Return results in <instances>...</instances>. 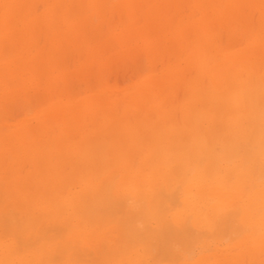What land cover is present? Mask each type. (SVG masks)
Returning <instances> with one entry per match:
<instances>
[{"label": "bare ground", "instance_id": "bare-ground-1", "mask_svg": "<svg viewBox=\"0 0 264 264\" xmlns=\"http://www.w3.org/2000/svg\"><path fill=\"white\" fill-rule=\"evenodd\" d=\"M20 1L0 0V92L9 91L11 101L29 98L30 85H39L32 73L22 89L12 84L23 76L20 70L34 50L46 57L42 68L48 67L47 82L53 85L69 74L60 70L58 58L62 63L77 51L89 62L99 61L105 25L113 30L107 31L109 43L146 40L143 51L152 64L144 78L145 68L138 67V84L115 98L112 90L80 97L76 89L61 86V97L67 91L77 94L75 99L64 103L52 97L48 110L32 122L10 125L0 138V197L16 208L0 210L8 212L0 218L1 228L16 227L7 226L11 238L0 235V264H59L66 259L60 253L70 251L78 252V260L73 253L68 264H264V19L257 33L253 16L249 21L254 7L264 11V0H93L88 5L78 0L75 11L72 1L34 0L48 6V15L63 11L67 23L48 18L42 25L45 15L31 19L32 4L25 17L8 23L7 15H21ZM183 2L194 13L178 20L168 40L160 13L178 14ZM116 15L120 33L107 20ZM157 26L160 39L149 42ZM28 30L34 31L30 39L23 37ZM173 42L179 46L175 52ZM239 42L247 45L234 50ZM156 55L167 62L160 74L152 61ZM99 66L100 71L107 67ZM181 89L184 99L174 103L171 96ZM6 111L0 107V117ZM41 185L43 194L34 188ZM34 237L38 242L29 241ZM60 238L67 249L56 251ZM15 241L30 246L20 248Z\"/></svg>", "mask_w": 264, "mask_h": 264}, {"label": "rangeland", "instance_id": "rangeland-1", "mask_svg": "<svg viewBox=\"0 0 264 264\" xmlns=\"http://www.w3.org/2000/svg\"><path fill=\"white\" fill-rule=\"evenodd\" d=\"M34 0H23V1H20V2H17L18 4H16V6H17V10L19 9V13H21V15L20 16H15L14 14V16H12V15H10V16H6L5 17V20H7V22L9 23V22H16V21H18V18H22V17H25V15H27V13H28V8L27 7H29V4H32L31 6H32V9H33V11H34V13L31 15V19H34L37 15H45L44 16V20L42 21V25H44L45 23H46V21L48 20V18H52L53 20H55V24H63L64 25V23L66 22L65 20H64V18H62V16L64 17V15H65V13L63 12V11H59V12H57L56 14H50V15H48V11H49V9H48V6H45L44 4H42V3H38L37 5L33 2ZM67 2H74L73 3V10L75 11V10H78V0H66ZM84 3H85V5H88V3H90L91 1H93V0H82ZM42 4V5H41ZM76 4H78V5H76ZM183 4H185V5H183ZM183 4H182V8L183 9H181V11H185V12H183V14L182 15H180L181 13L179 12L178 14H177V10H174V9H172L171 11H169V10H163L161 13H160V15H161V21L160 22H162L161 23V25H162V27H165L166 28V36H167V38H168V40H169V38H170V34L171 33H173V32H171V29H172V31H174V30H176V28H177V25H176V23L178 22V20L181 18V17H185V15L188 17H192V14L194 13L193 12V10L190 8V6L189 5H187L188 4V2H183ZM38 5H39V7H38ZM188 7H187V6ZM184 6V7H183ZM27 9H26V8ZM39 8V9H38ZM186 8V10H184ZM258 9V10H257ZM36 10H37V12H36ZM253 12H251V14H249V21H252V20H254V21H252L254 24L255 23H257V24H255V26L254 27H256V33L258 32V31H260L259 29V22L261 21L260 20V18L261 19H264V18H262L264 15V11H262L259 7H254L253 9ZM27 11V12H26ZM73 11V12H74ZM137 11H139V10H137ZM176 13H175V12ZM15 12V11H14ZM18 12H17V15H19L18 14ZM77 12V11H76ZM86 12V11H85ZM84 12V13H85ZM163 12H165L164 14H163ZM167 12H168V14H167ZM256 12V13H255ZM83 13V16H82V18H87V13H85L84 14ZM248 13H250V12H248ZM15 14H16V12H15ZM23 14V15H22ZM139 14V13H138ZM48 15V16H47ZM168 15V16H167ZM165 16V17H164ZM176 16V17H175ZM196 16H198V15H196ZM250 16H253V18L252 17H250ZM260 16H262V17H260ZM55 18H57V20L55 19ZM61 18H62V20H61ZM0 19L1 20H3L4 21V17H3V13L1 12V10H0ZM168 19V20H167ZM175 19V20H174ZM107 20H109V23L110 24H112V28L114 29V31L116 30V32L117 33H120L123 29H122V27H121V23H120V19H119V16L118 15H116V16H114L113 18L110 16V18H109V16H108V18H107ZM111 20V21H110ZM71 21V23H68L67 24V26L68 27H71L72 26V20H70ZM112 21H113V23H112ZM167 22H169V23H167ZM172 22V23H171ZM251 22V23H252ZM4 23V22H3ZM67 23V22H66ZM108 22H107V24H109ZM140 24H142L143 25V21H142V19L140 18V22H139ZM167 23V24H166ZM170 23H171V25H173L172 26V28H171V26H170ZM252 23V24H253ZM261 23V22H260ZM168 24H169V26H168ZM213 24L215 25L216 24V22L215 21H213ZM253 24V25H254ZM158 27V28H157ZM157 27H155L154 29H152L150 32L153 34H149L148 35V37H149V42H154V41H156V40H158V39H160V36L159 35H161V32L159 31V26H157ZM169 27H170V29H169ZM107 28V29H106ZM175 28V29H174ZM156 30V31H155ZM30 31V32H29ZM107 31H108V27L105 25V28H104V34H106L105 35V39H104V41H103V43H102V46H101V49H99L100 50V52H102V53H100V55H99V61L97 62V61H88V60H86V58L88 59V57L85 55V57H84V55H81V54H78V52L77 51H75L74 53H72V55H70L69 56V58H66V59H63V61L64 62H62L61 63V61H62V58L63 57H60V58H58L57 59V61L59 62V65H60V70H65L66 72H69V74H68V77L67 78H64V79H62V80H60V81H57V82H55V83H53V85H52V83H48L47 81H48V75L50 74L49 72H48V67H43L42 68V66L44 65L43 63L45 62L44 60H45V56H44V58H43V55H40L39 54V49L38 50H34L33 52L34 53H31L30 54V56H28V62L26 63V65L25 66H23L22 68H21V73L23 72V76L22 75H20V79H18V81L16 82V81H14L12 84H13V86L15 87V86H17L18 85V88L19 89H22L23 88V86H24V83L25 82H23L24 81V79H26L27 77H30L31 78V74L30 73H32V75H33V77H37V76H39L40 77V80H39V77H37V79H38V81L36 82V83H39V85L38 86H36V87H33L32 85H30L31 87H32V89H31V91H30V94L28 95V97L29 98H25V97H22L20 100H22V105L20 104V100L19 101H16L18 104H20V105H18V104H16V102L15 101H11L12 100V95H7L8 94V92L9 91H7L5 94H3L2 95V92H0V107H3V109L4 110H7L6 111V113L7 114H3V115H1V117H0V138L3 136V135H5V133H7L8 132V130H9V127H10V125L11 126H15V125H18V124H20V121H24V120H28V122H32V120H34L33 118L35 117V114L36 113H42V111L43 110H48L50 107H51V105L53 104V102H52V97H53V101L54 102H59V101H63L64 103H67V102H69V100H71V99H75L74 98V96L73 95H79V93H80V97H85V96H88L89 94H93V92L95 91V92H100V91H110V90H112V91H110V96L112 95V96H114V98H115V96L116 97H118V96H120V94H122V93H124V92H126V91H128L129 89H133L137 84H138V81H139V77H140V75H139V73H141L142 72V76L141 77H147L149 74H150V66H151V64L150 65H148L147 64V56H145L146 54H145V52L143 51V47H146V45L148 44L147 43V41L145 40V41H136V39L134 38V37H131V39H130V42L128 43V44H122V43H120V42H118L117 43V41L116 42H110L109 43V41H107L108 39H109V37L111 36H109V34L113 31H108V33L109 34H107ZM34 31L32 30H28L24 35H23V37H27V39H30L31 38V33H33ZM170 32V33H169ZM43 33L45 34V32L43 31ZM156 33V34H155ZM112 34H113V32H112ZM46 35V34H45ZM82 35V34H81ZM81 35H77L76 36V38H81ZM239 35H241V33L239 34ZM40 36V35H39ZM107 36V37H106ZM169 36V37H168ZM41 37H44V35L43 36H41ZM134 38V39H133ZM161 38H163L162 36H161ZM43 41H42V43H41V46L43 47L44 45H45V43H46V41H45V38H43L42 39ZM167 40V41H168ZM225 40H227V38L225 37V39H224V43H225ZM18 42V41H17ZM227 42H228V40H227ZM226 42V45H228V43ZM65 44V46L68 48L69 46H71V44L69 43V42H64ZM112 43H114V45L112 44ZM147 43V44H146ZM223 43V44H224ZM68 44H69V46H68ZM117 44V45H116ZM173 44V45H172ZM172 44H170V47H173V48H171V49H173V51L175 52V51H177L178 49H179V46H178V44L177 43H175V42H173ZM247 45V43H244V42H241V44H240V42L239 43H236L235 45H234V50H238L239 48H241V46H238V45ZM109 45V46H108ZM139 46V48H142V49H138V46ZM89 46V45H88ZM94 46H96V44L95 43H93V44H91L90 46H89V48H93ZM111 46H113V47H111ZM109 47V48H108ZM23 47H21V45H20V47H19V43L17 44V54L19 55V53H21L22 52V49ZM108 48V49H107ZM111 48V49H110ZM114 48V49H113ZM115 48H116V50H115ZM126 50H131V51H133V52H130L129 54H125L126 53ZM142 50V51H141ZM107 51V52H106ZM160 51L161 52H159V53H161V54H163L164 56H165V58L168 60V57H167V53L165 54V52L162 50V49H160ZM15 55L16 57L18 56V55ZM37 55H38V57H37ZM144 55V56H143ZM75 56V59L73 58ZM164 56H160V55H156V56H154V58H153V62H155V70H157V73H161L162 72V70L164 69V67H165V65H166V61L163 59L164 58ZM79 57H82V58H79ZM138 57H140V58H138ZM158 57V58H157ZM44 59V60H43ZM69 59V60H68ZM158 59H160V61L158 62ZM161 59H163V60H161ZM104 60V61H103ZM144 60V61H143ZM34 61V62H33ZM68 61V62H67ZM165 61V62H164ZM99 62L100 63H106V70L105 69H103L102 71H100L101 70V68H100V66H99ZM134 62V63H133ZM163 62H164V64H163ZM30 63H32V64H30ZM61 63V64H60ZM63 63H67L66 65L65 64H63ZM96 63H97V65H96ZM156 63H158V64H156ZM29 64V65H28ZM39 64V65H38ZM71 64V65H70ZM78 64V65H77ZM82 64H86V66H85V68L86 69H84V70H79V71H77L80 67H81V65ZM28 65V66H27ZM94 65V66H93ZM136 65H138L137 67H135ZM158 65V66H157ZM27 66V67H26ZM64 66V67H63ZM68 66V67H67ZM97 66H99V67H97ZM161 66H163L162 68H161ZM26 67V68H25ZM89 67V68H88ZM91 67H92V69H91ZM138 67H140V68H142V69H144V70H141V72L139 71V69L140 68H138ZM157 67H160V68H157ZM38 68V69H37ZM135 68H137V69H135ZM26 69H27V71H26ZM41 69H43L42 71H41ZM9 70V69H8ZM29 70V71H28ZM147 70H148V72H147ZM38 71H41V74H39L38 73ZM84 71V72H83ZM94 73H93V72ZM137 71H139V72H137ZM27 72V73H26ZM45 72H47V73H45ZM78 72V73H77ZM89 72H90V75H89ZM92 72V73H91ZM43 73V74H42ZM72 73V74H71ZM37 76H36V75ZM47 74V75H46ZM88 75V76H87ZM94 75V76H93ZM105 76V77H104ZM43 77V78H42ZM45 77V78H44ZM88 77V78H87ZM92 77H94V78H92ZM107 77V78H106ZM92 78V79H91ZM41 79H42V81H41ZM7 82H10V77H9V75L7 76ZM46 80V81H45ZM76 80V81H75ZM85 80V81H84ZM88 80H89V82H88ZM93 80V81H92ZM103 80H104V82H103ZM15 82L17 83V84H15ZM76 82V83H75ZM81 82V83H80ZM99 82V83H98ZM65 85H64V84ZM83 83V84H82ZM86 83V84H85ZM87 83H89L90 85H88ZM93 83V84H92ZM104 83V84H103ZM94 84H95V87L93 88V86H94ZM98 84V85H97ZM72 85V86H71ZM77 85V86H76ZM53 86V87H52ZM55 86V87H54ZM60 86V87H59ZM61 86H62V88H61ZM92 87V90L91 89H88V87L89 88H91ZM98 86V87H97ZM101 86V87H100ZM58 87V88H57ZM69 87H71V89H69ZM78 87H79V89H78ZM42 88V89H41ZM60 88L63 90V91H65V90H68L69 89V91H72V89L74 88V89H76L75 91H77V94H67V93H70V92H65L64 94V98L63 97H61L60 96V93H62L63 91L62 90H60ZM64 88V89H63ZM86 90H85V89ZM51 89V90H50ZM52 89H54V90H52ZM81 89H83L82 91H81ZM94 89V90H93ZM118 90V91H117ZM51 91V92H50ZM75 91H72L73 93L75 92ZM71 92V93H72ZM79 92V93H78ZM57 93L59 94V96L57 95ZM81 93H83V95L81 94ZM34 94V95H33ZM35 94H36V97H35ZM50 95V96H49ZM179 95V96H178ZM43 96V97H42ZM48 97L50 98L49 100L51 101V102H49V100H48ZM33 100H32V99ZM43 98H44V100H43ZM171 98H172V101L174 102V103H177L178 102V100H180V101H182V99H184V93H183V89H181V90H179V91H177V92H175V93H173L172 94V96H171ZM26 99H28V101L29 102H27V100ZM177 99V100H176ZM31 100V101H30ZM32 101L34 102V103H32ZM48 101V102H47ZM179 101V102H180ZM3 102V103H2ZM14 104H13V103ZM31 102V103H30ZM25 103V104H24ZM27 103V104H26ZM16 104V105H15ZM28 104H32V105H28ZM44 104V105H43ZM28 105V106H27ZM9 107H10V109H9ZM30 118V119H29ZM34 122V121H33ZM96 129H98V128H96ZM139 162V161H138ZM62 166H64L63 164H61V167ZM97 167H98V165H97ZM64 168V167H63ZM70 168V167H69ZM65 170H68L67 169V167L65 168ZM70 170V169H69ZM69 170H68V172H67V174H69ZM70 173H72V172H70ZM65 174H66V172H65ZM66 174V175H67ZM12 177V176H11ZM35 188V190H37V191H39V193L41 194H43V192H45V188L41 185V186H39V188L37 187L36 188V186L34 187ZM33 188V189H34ZM45 189V190H44ZM34 190V191H35ZM41 191V192H40ZM7 197H3V198H1L0 197V199H1V201L0 202H2V204L0 205V206H2L1 208H0V210L1 211H3V210H6V208H8V210L10 209V210H14V212H15V209L13 208V209H11L12 208V206H9V204L11 203V201L10 200H8V199H6ZM4 201H6V204H5V202ZM4 202V203H3ZM4 205V206H3ZM3 209V210H2ZM7 210V211H8ZM1 211H0V218H4V215L6 214L7 215V213H5L4 214V212H6V211H4V212H2L1 213ZM9 216H11L12 215V217H14L13 216V214L11 213V211H9ZM19 213V212H18ZM20 214V213H19ZM17 217V216H16ZM11 218V217H10ZM9 218V219H10ZM18 218H19V216H18ZM21 218V217H20ZM19 218V219H20ZM6 219H8V218H5L4 220L5 221H7V222H9L8 220H6ZM15 219V218H14ZM12 220H13V218H12ZM11 220V221H12ZM17 220V219H16ZM15 221V220H14ZM14 221H12V223H14ZM19 221V220H18ZM17 221V222H18ZM16 221H15V226H17L18 225V223H17ZM4 223V222H3ZM9 223H11V222H9ZM8 223V224H9ZM19 223H21V222H19ZM1 224H2V222H1ZM0 224V235L2 236V238L5 240L6 239V237H10L11 235L10 234H14V232L12 233H7L8 232V230H7V226H9L10 227V225H11V227H14L12 224H10V225H7V226H3V228H1V225ZM17 224V225H16ZM22 226L21 227H24V225L23 224H21ZM10 227V228H11ZM19 227V226H18ZM20 227V228H21ZM15 229H16V227H14ZM20 228L19 229H17L18 231L20 230ZM4 229H6L5 231L6 232H4L3 230ZM15 229L13 230V229H10V231H15ZM22 229V228H21ZM3 232V233H2ZM16 232V231H15ZM120 232V231H119ZM118 232V233H119ZM18 232H16V234H17ZM20 233V232H19ZM121 233V232H120ZM4 234V235H3ZM15 234V235H16ZM51 234H53V236L56 238L58 235H60V234H58L57 236H56V234H55V232L54 233H51ZM50 234V235H51ZM6 235V236H5ZM10 235V236H9ZM18 235V234H17ZM5 238H4V237ZM20 236V235H19ZM16 237V236H15ZM14 237V238H15ZM20 237H23V236H20ZM19 237V238H20ZM48 237V236H47ZM11 238V237H10ZM10 238L9 239H7L8 241L10 240ZM13 237H12V239H14ZM58 238H59V236H58ZM57 238V239H58ZM11 239V240H12ZM35 239V237L33 238V239H31V240H29V241H33ZM56 239V240H57ZM15 240H18V238L17 239H15ZM23 240H24V237H23ZM36 240V239H35ZM20 241V240H19ZM22 241V240H21ZM26 238H25V242H27V243H29L30 244V242H29ZM16 243H17V241H15ZM34 242V241H33ZM36 242H38L37 240H36ZM36 242L34 243V244H36ZM58 242V243H57ZM57 242H55V243H57V250L56 251H62L61 250V248L65 245V243H63L62 242V240H61V238L57 241ZM15 243V244H16ZM18 244L19 243H17L16 245L18 246ZM32 244V243H31ZM38 244V243H37ZM21 245L19 244V247H20ZM27 247L28 246H30V245H26ZM34 246V245H33ZM37 246V245H36ZM23 247V245L20 247V248H22ZM25 247V246H24ZM23 247V248H24ZM27 247L26 248H24V249H27ZM65 247V246H64ZM63 247V248H64ZM29 248V247H28ZM31 248V247H30ZM34 248V247H33ZM66 248V247H65ZM64 248V249H65ZM77 248H80V247H76V249ZM60 249V250H59ZM63 249V250H64ZM67 249V248H66ZM74 250V249H73ZM79 250H81V249H78V251ZM101 251H103V250H101ZM64 252V251H63ZM83 251L81 250V253H82ZM60 253V252H59ZM58 252H56V254H55V252H54V254L57 256V254H59ZM74 253V251H70L69 253H64V254H66V255H64V254H62V252L60 253L61 255H63V256H66V259H65V257L64 258H62L63 260H60V259H58V260H60V261H57L59 264H60V262L62 263V264H68V260H69V258H70V255H72ZM76 253H78V252H76ZM76 253H74L73 255V259L74 260H78V256L76 257V259H75V256H76ZM156 253H158V251L157 252H155V254L154 255H156L157 256V254ZM54 254H52V256H54ZM60 254L58 255L59 257H61L60 256ZM83 254H85V253H83ZM90 255V253H87V255ZM97 254H95V256H96ZM102 255V254H101ZM91 256H93V254L91 255ZM95 256H94V258H95ZM98 257H101L100 256V254H98L97 255ZM155 256V257H156ZM82 257V258H81ZM80 257V259L81 260H83V258H85L86 257V259H88V257L87 256H81ZM97 257V258H98ZM56 258V257H55ZM90 258V257H89ZM95 260V259H94ZM99 260V259H98ZM96 261H97V259H96ZM101 261H104V262H106L105 260H101ZM83 262H85V261H82V262H80L81 264H84ZM89 263L90 262H94V261H88ZM88 262L87 263H85V264H88ZM55 263V262H54ZM101 263H103V262H101ZM78 264H79V262H78ZM95 264H97V262L95 263ZM106 264V263H105ZM249 264V263H248Z\"/></svg>", "mask_w": 264, "mask_h": 264}]
</instances>
